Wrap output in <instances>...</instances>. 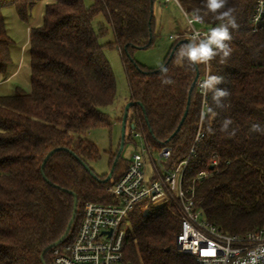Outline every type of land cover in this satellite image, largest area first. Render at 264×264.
Returning a JSON list of instances; mask_svg holds the SVG:
<instances>
[{"label": "trees", "instance_id": "trees-1", "mask_svg": "<svg viewBox=\"0 0 264 264\" xmlns=\"http://www.w3.org/2000/svg\"><path fill=\"white\" fill-rule=\"evenodd\" d=\"M43 1L49 2L43 25L32 29L30 40L32 91L17 88L13 95L0 96V264H53L54 248L45 253L44 261L42 254L64 237L75 198L76 219L62 244L75 239L86 204L113 202L106 189L128 168L129 159L121 155L112 179L105 182L108 173L97 175L91 167L101 153L87 135L112 128L104 109L117 98L116 78L100 42L104 32L95 30V18L103 16L112 27L114 41L107 46L121 51L129 102L135 103L125 145L140 134L155 152L170 148L172 157L164 164L166 170H174L190 153L201 121L195 81L203 65L192 70L176 58L188 38L173 41L163 64L173 84L161 83L160 67L148 68L134 58L136 50L155 45V4L167 0H0V75L8 73L14 44L3 9L14 7L27 21ZM179 2L188 13L199 9L210 29L218 25L203 0ZM254 4L255 0H229L240 26L232 30L233 51L225 63L219 57L211 61V74L225 78L218 87L228 89L229 107L216 108L209 93L213 112L207 110L203 117L204 136L185 172L186 186L200 173H208L195 185L196 204L210 223L233 236L264 230V135L249 132L253 123L264 125V33L253 31ZM225 118L237 128L234 137L220 131ZM57 148L62 150L42 169L47 155ZM118 149L114 155L109 152L110 170ZM213 160L218 165L212 168ZM123 227L126 264H192L173 257L181 228L174 200L150 203L145 210L137 207Z\"/></svg>", "mask_w": 264, "mask_h": 264}, {"label": "built area", "instance_id": "built-area-1", "mask_svg": "<svg viewBox=\"0 0 264 264\" xmlns=\"http://www.w3.org/2000/svg\"><path fill=\"white\" fill-rule=\"evenodd\" d=\"M167 1L181 9L188 25V32L176 35L173 37L175 40L190 39L197 31L202 35L210 31L203 20L190 23L191 13L182 8L179 0ZM251 22L254 32L264 33V0H255ZM205 78L206 68L203 65L196 82L201 95V121L187 158L176 169L166 170L164 163L172 157V150L164 147L155 152L143 135H135L141 141V149L128 157L125 174L106 189L113 197V202L86 204L75 239L53 249V264H126V228L123 224L128 215L139 206L146 208L150 203L164 205L173 200L178 205L181 217L176 247L192 264H264V230L243 236L225 234L210 223L203 210L197 206L195 185L207 178L208 173H200L190 186L185 184V172L191 158L195 156V146L204 136L202 120L209 107V94L205 98L199 84ZM155 154L159 155V161L154 159ZM147 165L152 166L151 175L147 173ZM217 165L218 161L213 160L212 167Z\"/></svg>", "mask_w": 264, "mask_h": 264}, {"label": "rangeland", "instance_id": "rangeland-1", "mask_svg": "<svg viewBox=\"0 0 264 264\" xmlns=\"http://www.w3.org/2000/svg\"><path fill=\"white\" fill-rule=\"evenodd\" d=\"M48 1L37 3L31 10L30 16L27 21L22 20L14 7H7L3 9V15L6 20V27L9 36L14 41L11 47L12 63L6 75H0V96L13 95L17 88L26 93H31V56H30V40L32 29L41 27L43 25L44 13ZM87 5L90 2L87 1ZM156 18V39L155 45L146 50H136L134 52L135 60L143 66L148 68H157L163 65L170 52V48L175 35L185 32L188 27L182 11L176 4H163L157 1L154 8ZM93 26L97 33L103 29L104 35L101 36L100 42L104 46V53L109 60L112 70L114 72L117 83V98L115 103L104 109L111 120L112 128H98L91 131L87 135V139L94 142L101 153L99 161L91 163L97 175L109 173L110 165L109 152L112 151L113 155L121 143L122 125L119 118L123 117L124 109L130 100L129 84L126 76L125 67L123 64V57L118 48L107 46L108 43L114 41V33L112 27L106 22L103 16H98L93 21ZM130 130L127 128V136ZM134 143H127L123 149V159L128 157L135 151L141 149V141L133 135ZM154 159L159 161V155L155 154ZM123 167L125 161L121 162ZM148 175L152 174V166L147 165ZM107 191V190H106ZM145 210L146 208H142ZM173 257L186 258L183 253L179 252L177 247L173 252ZM191 261V260H190Z\"/></svg>", "mask_w": 264, "mask_h": 264}, {"label": "clouds", "instance_id": "clouds-1", "mask_svg": "<svg viewBox=\"0 0 264 264\" xmlns=\"http://www.w3.org/2000/svg\"><path fill=\"white\" fill-rule=\"evenodd\" d=\"M203 6L208 13L215 16V19L219 22L218 25L211 28L204 35L199 31L194 32L188 42L177 50L176 58L178 64L183 65L186 62L187 67L192 70H195L199 65L205 66L206 78L199 84L201 93L205 98L211 93V99L215 107L223 110L229 107L225 100L230 93L228 89L218 87L225 83V78L211 74V61L217 57L220 58V63L227 61L233 51L229 43L232 40V30H237L240 26L236 20L235 9L229 6V0H203ZM185 15L187 16V13ZM202 20L203 17L200 15V10H193L189 22L200 23ZM160 73L163 85L174 83L168 76V68L166 66H160ZM208 112H213V109L209 107ZM233 123L231 118H225L221 122L220 131L226 133L229 137H234L237 133V128L231 127ZM249 132L264 135V125L253 123Z\"/></svg>", "mask_w": 264, "mask_h": 264}, {"label": "water", "instance_id": "water-1", "mask_svg": "<svg viewBox=\"0 0 264 264\" xmlns=\"http://www.w3.org/2000/svg\"><path fill=\"white\" fill-rule=\"evenodd\" d=\"M198 77H199V75L197 76V79H198ZM197 79H196V81H195V85H196ZM133 105H135L134 102H129V103L127 104V106L125 107V109H124V114H123L122 122H121V125H122V137H121V143H120V146H119V149H118V154H117L116 161H115L114 165L112 166L111 170L109 171L108 176H107L105 182H108V181H110V180L112 179V177H113V173H114V170H115V167H116V164H117L119 158L121 157L122 152H123V149H124V147H125L126 137H127V128H128V117H129V111H130V108H131ZM187 113H188V112L185 113V115H184V117H183V119H182V121H181V124L184 123V121H185V119H186V116H187ZM180 127H181V125L179 126L178 130L180 129ZM131 128L134 129V128H135L134 125H132ZM175 135H176V133H174V134L172 135V137H174ZM59 150H62V149H61V148L54 149L53 151H51V152L47 155V157H46L45 160H44V164H43V166H42V169H44L45 164H46V162L49 160V158H50L54 153H56V152L59 151ZM84 166H85V168H86L88 171L91 172V174L93 175V177L97 179V176H96V175L90 170V167L87 166L85 163H84ZM212 168H213V167H212ZM45 179H46V178H45ZM72 194L76 197L75 193L72 192ZM77 211H78V201H77V199L75 198V201H74V210H73L72 218H71V220H70V222H69V225H68V228H67V230H66V233H65L64 237L61 238V239H60L58 242H56L55 244H53V245H51L50 247H48V248L43 252V254H42V260H43V261H44L45 253H46L48 250H50V249H52V248H55V247H57V246H59L60 244L63 243L64 239H65L66 236L69 234V232H70V230H71V228H72V226H73V224H74V222H75L76 215H77ZM43 264H45V262H43Z\"/></svg>", "mask_w": 264, "mask_h": 264}, {"label": "crops", "instance_id": "crops-1", "mask_svg": "<svg viewBox=\"0 0 264 264\" xmlns=\"http://www.w3.org/2000/svg\"><path fill=\"white\" fill-rule=\"evenodd\" d=\"M171 3H173V2H168V1H167V2L165 3V5H167V4H171ZM174 4H175V3H174ZM177 7H178V6H177ZM178 8H179V7H178ZM179 9H180V8H179ZM180 10H181V9H180ZM187 29H188V27H187ZM187 32H188V30H186L185 32L178 33V34H184V33L186 34ZM178 34H177V35H178ZM175 36H176V35H175ZM175 36H174V37H175ZM172 38H173V37H172ZM173 39H174V38H173ZM174 40H175V39H174Z\"/></svg>", "mask_w": 264, "mask_h": 264}]
</instances>
